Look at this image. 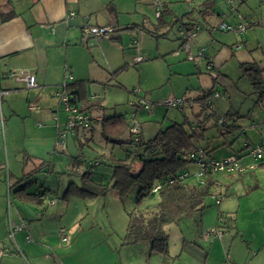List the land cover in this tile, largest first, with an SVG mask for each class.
<instances>
[{
	"label": "crops",
	"instance_id": "1",
	"mask_svg": "<svg viewBox=\"0 0 264 264\" xmlns=\"http://www.w3.org/2000/svg\"><path fill=\"white\" fill-rule=\"evenodd\" d=\"M144 1L146 0H0V246L5 248L0 264H264V205L257 209H247L251 215L255 211H261V222L239 224L236 219L244 213L242 207H230L232 203L225 204L222 199L220 205L229 217L222 237L212 240L204 235L203 230L197 233L190 229V240L199 242L207 255L204 257L181 251V246L177 254L170 252L172 259L164 261L160 254L152 250L150 242L124 243L128 222L121 228L123 230L112 225L111 232H105L104 229L98 232L97 227H93L96 225L87 227L83 223L88 214L86 208H80V204L75 205V214L70 219H65L71 209V197L62 198L66 204L61 212L53 208L54 206L50 207L58 203V191L53 194L50 188L46 189L45 192L49 190V193L45 195L42 205L21 201L15 194L16 189L24 185L22 182L18 183V180L26 173L34 174L46 170L54 174L63 173L69 167H86L89 161L100 156L108 158L107 162L111 161L114 153L110 157L102 153L87 161L81 142H90V145L96 132H100L105 141L101 127L103 118L126 114L116 106L118 104L104 106L100 102L101 98L108 96L107 86L126 89V80H121L120 72L117 71L125 65L128 66L137 51L144 55L145 60L164 56L159 39L168 41L167 29L174 31L170 40L175 37L177 48H181L184 43L180 35L182 22L196 23L200 26V31L202 30L199 21L190 16L192 11L176 5L181 0H165L164 17L162 20L157 19L154 29L151 30L152 28L146 26V15L138 16L137 5ZM242 2L244 1H240ZM72 13L76 16H71ZM242 16L241 19L236 18L235 24L248 21L247 15ZM207 19L209 21L210 14H207ZM87 21L93 26L115 25L119 29L112 34V38L99 39L83 32V25ZM142 31L157 39L156 50L147 55L143 45L147 40L146 36L143 37L139 50L137 44L133 43L142 38ZM230 46L224 44L214 50L211 58L215 66L226 63L235 54ZM204 62L203 74L200 73L199 62L195 64L196 70L190 72L198 75V85H192L193 92L189 95L183 93L181 97L195 100L213 87L214 79L206 72L208 62L206 59ZM143 65L144 63L139 65V73ZM20 72L34 74L38 86L27 88L24 82L16 78V74ZM66 81L83 82L81 102L86 109L87 106L90 107L87 113L92 117L90 128L78 126L69 131L73 133V140L80 143V153L76 155H73L76 143L67 138L68 133L66 145L62 149L56 145L58 131L65 129L68 121L67 112L60 109L57 94ZM223 92L226 98H230L228 87ZM143 94L139 98L150 100L154 96L151 90L144 91ZM139 100L132 102L131 114L135 113L136 116L141 109L136 106L139 105ZM190 107L194 108L196 104ZM109 109L114 112L109 113ZM196 109L198 113L200 108ZM179 111L184 114L182 120L188 118L194 121L187 111V105ZM257 115V119L264 122V114ZM37 119L42 122V126L41 123L37 126ZM258 124L254 123L255 128H259ZM141 127L142 139L145 141L143 126ZM160 130L161 128L157 133ZM79 137L83 140L80 141ZM150 139L152 137L148 140ZM107 146L106 141L104 146L102 142L101 148ZM204 146L210 152L213 151L210 144ZM57 149L71 155L63 160L65 154L56 153ZM52 153L61 160L55 161V154ZM244 163L250 165L257 162ZM28 164L32 168L25 172ZM6 167L5 173L3 168ZM259 167L264 168V161L257 163L255 169ZM12 176L16 177L14 183H11ZM220 181L217 187L224 184L228 193V183ZM26 191L44 194L28 189ZM233 198L234 196H229L228 201L231 202L230 199ZM53 199L56 202L52 203ZM224 199L226 200V196ZM10 221L14 224L21 221L28 223L26 230L16 233L15 240L8 238ZM63 230L67 233L66 241L62 240ZM28 235L30 240L27 239Z\"/></svg>",
	"mask_w": 264,
	"mask_h": 264
},
{
	"label": "rangeland",
	"instance_id": "2",
	"mask_svg": "<svg viewBox=\"0 0 264 264\" xmlns=\"http://www.w3.org/2000/svg\"><path fill=\"white\" fill-rule=\"evenodd\" d=\"M176 5L183 6L187 11H192L190 16L199 21L202 25V30L186 42L187 44L183 45L181 48L179 46L177 48L175 47V37L173 40H170L174 35V31L172 29H167L166 31H168L169 34L168 41L159 39L161 49L163 53H165L164 56L157 59L151 57L145 60L144 55L141 54L140 51H137V54L133 57V61H130L129 65L119 73L120 79L126 80V89L123 87L107 86L110 93L108 92L107 98H101L100 102H102L104 106L106 104H118L116 106L120 108L123 113H126V117L129 122H131L133 120V114H131L133 110L132 102L138 101L140 96L143 97L144 91L151 90L154 96L150 97V100L146 99L151 105V109L141 107L136 116L137 120L143 126L145 141H147L150 137L153 138L156 135L158 129H165L173 121H183L182 118L184 114L179 111L178 107L166 106L163 103L166 99L181 98L183 93L189 95L193 92L194 89L192 85H194V87L197 86L199 81L197 74H190V72L196 70L195 64L199 62L200 73L203 74L205 72L204 59L208 62V60L213 57L215 49L217 50L224 44L231 45L235 54L230 60L219 65V67L215 66L212 70L208 69L207 66L206 72L213 78L216 77L218 79L216 82L218 90L223 92L226 87L229 88L230 98H226L225 95L215 97L214 109L218 114L228 119V124L233 122L235 126L232 127L230 131H228V126H217L216 116L213 115L205 121L204 130L202 132L198 130V132L203 133L204 136L201 145L210 144L213 148L211 152L213 157L219 159L227 157L230 154H237L241 156L243 162L251 163L254 160L248 155L247 149H243V147L247 140V136L253 141L264 138V122L259 120V118L257 119V114L262 116L264 114V102L261 104L256 103L258 100L256 97L257 95L252 93L253 88L248 78L242 76L244 70L241 65L244 62H255L262 69L264 68V0H245L242 3H240V0H181ZM137 7L139 11L138 16L140 17L145 14L146 26L153 30L155 27L154 24L157 21L154 0H146L138 3ZM203 14L205 15L203 16ZM207 14H210V22L208 19L206 20ZM242 14L248 16V21L242 22L246 25L245 31L236 33L233 30H222L218 28L221 22L233 25L240 24H235L234 21L238 17L241 19L243 17ZM145 33L146 32L141 33L142 38L138 40L139 44L137 45V49H140L143 37L146 36L147 40L143 42V45H145L144 53L147 55L150 51L154 52L156 50L155 43L157 39L155 36H151L150 33ZM173 47H175V50L171 51ZM203 48H205V54L201 56L199 55V50ZM137 56H142L145 61L136 62L135 57ZM189 56L193 58L191 59ZM141 63H144V65L141 69V73H139L138 70ZM139 75H142V78H140ZM134 89H139V92L137 93ZM141 89L142 92H140ZM45 100H47V98ZM58 101L60 109L65 110L64 104L61 103L60 98H58ZM39 105L42 106H40L41 108H45L42 103ZM186 105L187 104H185V106ZM187 111L191 115L192 120L198 123L197 118L194 117L197 113V109H192L187 105ZM66 112L68 114V111ZM108 112L112 113L114 110L109 109ZM208 112L209 110H207V113ZM204 116L205 114L203 118ZM38 120L39 119H37V122ZM255 122L259 123L257 126L259 128H255ZM39 123H41L42 126V122H38L37 126H39ZM219 130L221 132H219ZM3 132H5V129ZM72 134L73 133L68 132V137H66L72 142H75ZM129 136V133L123 135L125 138ZM67 138H65L64 143L61 144H58L56 141L57 147L62 149L66 145ZM79 139H81L80 141L83 140L81 137H79ZM102 142L104 146L105 141L102 139L100 132L95 133L94 140L90 145V142H81L87 161L102 153L110 156L111 151L115 156L125 158L127 156V150L133 149L130 145H124V147L116 145L113 148L112 143L107 144L108 146L105 148H101ZM75 143L73 155L80 153V148H78L80 143L78 144L77 141ZM231 143L233 144L229 147ZM54 154L52 153V155ZM61 154H65V152ZM70 155L66 152L62 159L64 160L65 157L67 158ZM9 158L12 160L11 157ZM54 160L60 161L61 159L58 160L55 154ZM263 160L264 159H261L259 161L261 162ZM259 161H257V163H260ZM111 164L112 162H106L94 166L92 168L93 177L102 182H112L113 168ZM141 165L142 162L139 161L138 166L140 167ZM27 167L28 168H25V172L32 168L29 164ZM84 167L85 166L82 165L76 166L75 168L69 167L65 169L63 173L56 172L55 174L47 170L46 172L34 173L29 175L28 178L23 181V184H26L28 191L32 192H45V190L49 188L52 190L51 192L53 194L58 191V203L50 207L54 206L53 208L61 212L63 206L66 204L62 199L65 189L70 182H75L78 185L81 184L82 180L77 173L82 172L85 169ZM3 169V172L6 173L7 167ZM3 176L7 177L4 173ZM217 176L218 179L221 180V183H228L230 188L228 193L224 184L214 188L205 200L207 204L201 216H199L200 219L198 221L194 223L193 221H187V223H182L180 225L171 223L165 227L168 233V249L171 254H177L184 243L183 239H187L188 241L191 239L192 234L188 226L191 227L192 225H196L197 227V225H199L206 237L212 240L220 238L207 234L210 229L219 224V220L223 222L229 219L224 212V208L216 203V198L219 196H221L225 204L232 203L230 207L239 208V205L242 207L244 213L236 219L239 224H249L251 222L258 223L261 222L260 219H263V217L260 216L261 211H255L253 215H251L248 213V210L251 208L257 209V207L264 205V168L259 167L257 170L248 168L242 174L239 172L227 173L222 171L218 173ZM15 179L16 177L12 176L11 183H14ZM137 192L138 187L135 186L126 199L125 207L118 195L112 191L105 195L86 200H79L76 197H71V209L65 215V219H70L75 214V205L80 204V208L87 209L88 217H84L83 222L87 227L96 225L93 227H97L98 232H101V229H104L105 232H111L113 230L112 225H114L118 230H123L121 228L125 227L126 222L129 220L130 213L136 215L139 212L135 202ZM11 194L13 195V192H11ZM225 196L226 200L224 199ZM229 196H234L233 199H230L231 202L228 201ZM13 202H16V200H13ZM219 213H222L223 216L219 217Z\"/></svg>",
	"mask_w": 264,
	"mask_h": 264
},
{
	"label": "trees",
	"instance_id": "3",
	"mask_svg": "<svg viewBox=\"0 0 264 264\" xmlns=\"http://www.w3.org/2000/svg\"><path fill=\"white\" fill-rule=\"evenodd\" d=\"M163 2L164 7L160 15L156 16L159 20H162L166 12V2L165 0H163ZM179 21L180 23L182 22L181 20ZM181 24L182 29L186 31L191 27L195 28L197 26L199 27V31L201 29L196 23L182 22ZM112 36L113 35H111V38ZM181 38L182 40L184 39L182 35ZM183 42V45H185V40H183ZM211 61L213 62L212 59ZM126 67L127 65L121 67L117 73L121 72ZM241 67L244 70L242 76L248 78L253 88L252 93L257 95L256 97L258 100L256 103L260 104L264 102V68L262 69L255 62L242 63ZM214 68L215 66L212 69ZM213 79V87L207 89L200 98L193 100V104L190 105L193 106L196 104V107H192V109H196L197 107L200 108L199 112L195 114L198 123H196V121L192 122L188 118H185L182 122L173 121L165 129H161L150 140L144 141L141 133L139 136L140 140L137 142L131 132V122H129L126 115L119 114L103 118L101 124L102 136L106 143H112L113 147L116 145L122 147H124V145H130L133 149L127 150V156L125 158H117V156L113 154L112 160L109 161L112 162L111 166L113 168L112 182H102L93 177L92 168L106 163L108 160V158L100 156L99 158L89 161L85 169L77 173L82 180L81 184L78 185L75 182H71L64 191L62 198L69 199L70 197H76L86 200L105 195L109 191H114L125 207L127 197L133 188L137 186L138 192L135 202L139 212L136 215L132 213L129 215L124 243L147 241L151 243L152 250L160 254L164 261L172 259L173 257L170 256L168 249V233L165 227L171 223L180 225L182 223H187V221H193V223L198 221L200 219L199 216H201V213L206 207V198L218 185L219 179L217 174L220 172L205 174L203 183L191 176L184 180H176L173 183L166 184L157 192H153V187L158 183L166 181L170 176H175L179 172L185 170L190 173L195 172L198 169L196 160L192 158L185 159L183 157L186 152L193 148L200 146L204 148L209 156H212L209 149L201 145V141L204 139L203 133L201 132L204 130L205 121H207L209 117L215 115L216 125L228 126V131L235 126V123L228 124V119L218 114L214 109V93L217 91L221 96L225 94L217 88L216 82L218 79L216 77ZM65 83V89L75 97L72 98V100L74 99L75 103L81 104V111L87 112V109L90 107L87 106L88 108L86 109L84 107L85 104L81 102L83 101V82L76 81L70 83L66 81ZM184 106L185 104L181 108H178L182 109ZM207 110H209L208 113ZM202 114H205L203 120L201 119ZM133 117H136L135 113ZM198 130L201 132H198ZM219 132L221 131L219 130ZM126 133L130 135L127 138L123 137ZM250 142L254 141L248 137L243 149H248ZM232 144L233 143L230 145L232 146ZM111 154L112 151L110 152V155ZM237 157L240 158L241 156L237 155ZM139 161L142 162L140 167L138 166ZM241 163L247 166L242 159ZM244 172H240V174ZM29 175H32V173L29 172L24 174L23 178L18 180V183H23ZM26 189V184L16 189V196L21 201L37 205H42L45 195L49 193V190L44 192V194L30 193L27 192ZM42 196L44 197L42 198ZM221 214L222 213L219 214V217ZM227 223L228 221L226 224ZM192 226H188L189 231H191L190 229L197 231V233L202 231L199 225H197V227L196 225ZM183 241L184 243L181 251L200 254L204 257L207 255L205 248L199 242L195 240L188 241L187 239H183Z\"/></svg>",
	"mask_w": 264,
	"mask_h": 264
},
{
	"label": "built area",
	"instance_id": "4",
	"mask_svg": "<svg viewBox=\"0 0 264 264\" xmlns=\"http://www.w3.org/2000/svg\"><path fill=\"white\" fill-rule=\"evenodd\" d=\"M154 4L156 7V15L159 16L161 13V10L164 7L163 0H154ZM71 16H76L75 13H72ZM218 28L222 30H233L236 33L240 31L246 30V25L243 23L233 25L228 24L225 22H221L218 26ZM118 30V27L115 25H107V26H93L89 24L87 21L83 25V32L88 35H93L99 39L104 38H111V35ZM199 32V27H191L187 31L184 29H181L180 34L184 38L185 42H188L190 39H192L197 33ZM143 33V32H142ZM134 44H139L138 40H135L133 42ZM187 44V43H185ZM205 48L199 50V55L203 56ZM191 59L192 56H189ZM144 58L142 56L135 57V61H143ZM208 69H212L215 65L211 61V58L208 60ZM16 78L19 81H22L25 83V86L27 88H35L38 86L36 76L31 73H23L20 72L16 74ZM66 83L62 86V88L57 92L61 103L64 104L65 110L68 111V121L66 123L65 129H60L58 131V140L57 143L61 144L64 143L65 138L67 136V133L70 130H74L76 127H84V128H90L91 127V121L92 117L89 113L81 111V104L75 103V98L72 94H70L66 89ZM137 93L139 92V89H134ZM221 96L219 92H215L213 97H219ZM139 105H136L137 107H144L145 109H150L151 105L148 101H146L143 98H139ZM166 106H174V107H182L184 104H193V100L187 98V97H181V98H169L166 99L163 103ZM32 108H35L34 106ZM131 132L135 137V141L139 142V136L142 133V127L140 122L137 120L136 117H133V120L131 121ZM56 153H62L61 150L57 149L55 150ZM248 155L254 160V162H257L261 159H264V140H258L254 142H250L249 147L247 149ZM185 159H195L196 165L198 166V169L195 172L190 173L189 171L185 170L182 172L177 173L175 176H170L166 181L162 183H158L153 187V192H157L160 190L163 186L166 184L173 183L176 180H184L189 177H195L200 182H204L205 180V174L207 173H217V172H244L248 168L255 169L257 167V163H252L250 165H243L241 163V157H237V155H230L228 157L223 158H214L212 156H209L204 148L198 146L193 148L192 150L186 152L183 156ZM44 196H42L43 198ZM221 196L216 198V203L220 204L221 202ZM51 202H56L55 199L51 200ZM220 216H223L222 214ZM227 219L221 222L219 220V224L216 227H213L210 229L207 234L209 236H215V237H221L224 234V225L226 224ZM28 228V223L26 221H21L20 223H12V221L9 222V232H8V238L15 240L16 233L19 231L26 230ZM62 240H67V233L65 230L61 232ZM27 239H31V237L28 235ZM5 252V248L0 246V258L2 257L3 253Z\"/></svg>",
	"mask_w": 264,
	"mask_h": 264
}]
</instances>
